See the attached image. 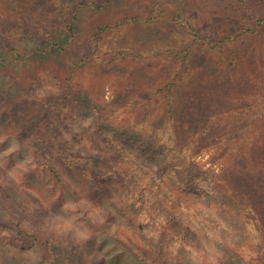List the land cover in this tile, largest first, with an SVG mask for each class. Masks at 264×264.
I'll list each match as a JSON object with an SVG mask.
<instances>
[{
	"label": "rangeland",
	"instance_id": "obj_1",
	"mask_svg": "<svg viewBox=\"0 0 264 264\" xmlns=\"http://www.w3.org/2000/svg\"><path fill=\"white\" fill-rule=\"evenodd\" d=\"M16 1L0 0V30L10 34L0 35V123L11 126L20 113L24 125L13 141H0V167L10 165L0 177L9 193L0 196L2 239L4 220L32 228L38 250L30 264H264V189L254 175L245 180L264 164V0H105L103 11L79 15L80 31L65 49L45 62L25 55L14 70L3 67L12 59L4 47L27 54L44 42L20 39L16 19L24 32L49 37L78 3L35 0L22 15ZM41 67L72 93L68 104L35 116L36 96L25 97L17 83ZM65 118L71 125L60 145L72 163L61 180L40 178L49 157L56 170L64 164L42 134ZM84 128L131 140L154 171L139 183L158 192L162 213L153 193L135 185L129 195L112 192L99 182L107 157L96 152L102 142L81 140ZM141 202L146 208L127 225ZM137 223L151 235L137 234ZM11 251L0 237V260H12Z\"/></svg>",
	"mask_w": 264,
	"mask_h": 264
},
{
	"label": "trees",
	"instance_id": "obj_2",
	"mask_svg": "<svg viewBox=\"0 0 264 264\" xmlns=\"http://www.w3.org/2000/svg\"><path fill=\"white\" fill-rule=\"evenodd\" d=\"M24 0H17V4H13V6L20 7L21 8V14L25 15L27 11L29 12L31 8H34L35 5V0H29V5H25L23 3ZM108 1V0H107ZM20 2V3H19ZM77 4L74 7H71L67 10V15L65 18V21L63 23V27L61 28H54L53 30L49 31L47 34L49 37H46L45 33L42 32V30L35 31L31 29H27L25 32L23 30V19H16L19 22L15 23L14 25L19 31L18 33H23L20 37L21 38H27L28 35L31 36L35 40H40L42 39L44 42L43 43H36L35 46L30 48V52H20L15 46H10L9 48L4 47L5 51H9L12 54V59L8 60V64H4L3 67L10 69V67H13L15 70V64L19 60L24 59L27 57V61L30 59L34 60L37 59V62H45L50 59L52 54H56L58 50L60 49H65V46L68 42L71 41V39L74 38V35L80 31L79 28V15L84 11L88 10L89 8H92V11H103L106 5L105 0H77ZM29 8H26L28 7ZM45 7V5H44ZM37 11H39L37 9ZM43 11L41 12L42 15ZM18 15V14H17ZM16 18L15 16H13ZM12 18V19H14ZM43 19V16L37 18V20L41 21ZM98 33L100 31L105 29V25L100 24L97 27ZM0 35H3V40H5L10 36L9 33H6V31L0 30ZM72 37V38H71ZM70 40V41H69ZM1 49V48H0ZM58 54V53H57ZM88 56L86 54H82L81 58L79 60L85 61ZM24 61V60H23ZM73 63H79L78 60H74ZM52 68L48 67H41L37 73H33L31 78H28L25 81H21L18 84L19 88L22 86L21 90L23 91L25 97L28 95H35L36 96V101L32 104L31 106V113L35 116L37 115H44L43 111L47 105H50L52 108L57 107L60 104H63L66 102V98L70 96L72 93V90H69L67 88L61 87V84H58L53 80V77L55 75V72L51 70ZM43 71H45V75H43ZM18 90V89H17ZM67 103V102H66ZM68 104V103H67ZM77 106L73 107V110H79L76 108ZM82 109V108H81ZM24 114V113H23ZM22 114V115H23ZM16 121L12 123V125H7V127H4V123L7 120H4L2 123H0V141L5 140V141H13V139H10L11 132L12 133H18L20 131V128H22L24 125L22 124L21 120V115L20 113L15 116ZM97 122H94V124ZM52 130L49 127V132L47 134H42L44 135L43 142L46 143L47 141L54 143L55 147H59L58 149L53 152L52 155H60L55 156L53 158H57L58 161H63L64 164L61 166L60 163H58L56 166L58 169L52 168L53 166V161L52 157H49V160L46 162V166L42 169V174H40V178H51V180H54V177L57 179H63L64 177L62 176L64 172L66 171L63 169V166L65 164H71L72 161L68 160L65 156V150L61 148L60 142L64 139L63 135L65 136L67 132H69V119L65 118L64 121L62 122H52ZM95 127V125H93ZM38 126H36L37 128ZM61 133H59V128H61ZM41 130V129H40ZM39 130V131H40ZM53 130L55 132H53ZM39 131L34 132L32 134L33 136H39ZM84 132L82 141H99L102 142V144L99 145L98 150L96 151L97 153H103L107 157V161L105 163H101L99 166L100 173V181L106 180L110 186V188H114L112 192L118 191L121 189H128L127 195L130 194V191L133 192L132 186L135 185L137 186L136 190L138 189L140 191H143L144 194L148 192V196L151 197L153 193V197L156 199L157 204H159V209L160 212H163L162 206H163V201L161 200L158 192H151L150 188L147 186H143L142 183H139L143 175L148 174V173H154L153 168L149 165L143 164L142 160L140 157L135 154V150L133 146L129 143L131 140L127 139L122 133H117L116 131H110L109 133L102 132L100 135H97L96 128H92V130L84 128L82 130ZM5 133L8 134V136H5ZM31 136V135H30ZM66 137V136H65ZM30 137L26 136L23 140L17 139L18 144L24 145L27 140H29ZM136 156V157H135ZM51 159V160H50ZM52 162V163H51ZM28 166V165H26ZM8 167H10L9 162L6 161L5 167H0V177L3 180L7 179L6 176V171L8 170ZM247 167H243L240 169H244ZM254 168V167H252ZM256 171L249 172L245 175V180L250 183L252 181L253 175L256 177V183L257 185H254L256 187H259L260 190L262 191L264 189V181L262 176H264V164L261 163V166H257ZM20 175H25L26 173H20ZM141 177V178H140ZM1 179V180H2ZM138 183V185H137ZM225 189V188H224ZM225 189L224 191H226ZM25 192V189H24ZM107 193H110L111 191L107 190ZM9 195L7 190L1 188L0 189V196L2 195ZM112 193H110L111 195ZM131 201V200H130ZM132 202V201H131ZM172 203V202H171ZM175 206L176 203L174 201L173 203ZM181 205H184L183 202L180 203ZM3 205V203H0V206ZM231 205V204H229ZM146 206L144 202H141L139 205V210L140 211H134L133 215L130 214L125 218L126 224L129 226H132L133 224H136V218L139 215V212H141L143 209H145ZM237 208L241 209L239 204L237 205ZM30 212V210H28ZM28 213V212H27ZM128 212H126V215ZM173 215V214H172ZM175 215V214H174ZM179 215V214H177ZM141 217V216H140ZM176 218V216H175ZM174 216L173 219L175 220ZM11 221V220H10ZM145 221V220H144ZM22 223L25 224V222L17 223V224H11L9 220H4V226L3 229L6 230V236L4 239L1 237V241L5 243L6 246H8L12 251H11V258L12 260L6 259L0 260V264H30L29 262V257L32 255L36 254L38 248L34 246L37 244V234L32 230V228H29L25 225H22ZM136 225L138 228L137 234H141L143 238H147L151 235L145 227L141 226L140 223H137ZM2 229V230H3ZM215 236H218V239L222 240L224 235L219 234V233H214Z\"/></svg>",
	"mask_w": 264,
	"mask_h": 264
}]
</instances>
